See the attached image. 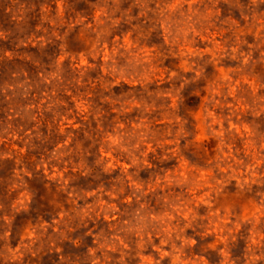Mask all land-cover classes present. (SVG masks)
Returning a JSON list of instances; mask_svg holds the SVG:
<instances>
[{
  "label": "clouds",
  "instance_id": "clouds-1",
  "mask_svg": "<svg viewBox=\"0 0 264 264\" xmlns=\"http://www.w3.org/2000/svg\"><path fill=\"white\" fill-rule=\"evenodd\" d=\"M0 264H264V0H0Z\"/></svg>",
  "mask_w": 264,
  "mask_h": 264
}]
</instances>
